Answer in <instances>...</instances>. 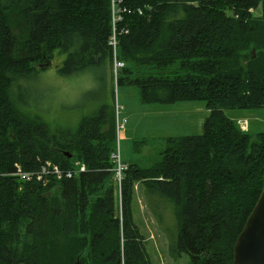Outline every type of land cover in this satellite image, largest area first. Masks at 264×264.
Masks as SVG:
<instances>
[{"label": "trees", "instance_id": "trees-1", "mask_svg": "<svg viewBox=\"0 0 264 264\" xmlns=\"http://www.w3.org/2000/svg\"><path fill=\"white\" fill-rule=\"evenodd\" d=\"M115 1L123 11L113 22L111 0H0V264H73L80 253L83 264H152L133 219L136 184L172 260L233 264L262 190L264 131L251 137L225 111L264 107V0ZM251 46L253 58L243 53ZM54 53L64 55L63 76L104 82L115 67L116 87H136L144 103L201 101L208 110L200 133L167 137L150 166L123 160L121 221L108 157L113 89L111 103L75 131L51 130L11 90ZM68 153L86 167L72 178L43 186L5 174L15 163L36 170L45 161L69 170ZM76 233L83 238L68 239Z\"/></svg>", "mask_w": 264, "mask_h": 264}, {"label": "rangeland", "instance_id": "rangeland-1", "mask_svg": "<svg viewBox=\"0 0 264 264\" xmlns=\"http://www.w3.org/2000/svg\"><path fill=\"white\" fill-rule=\"evenodd\" d=\"M120 3V2H119ZM115 0H111L112 20L119 19L122 12ZM253 16L260 15V7L251 11ZM112 46L115 51L116 41L112 36ZM251 46L243 51L253 58L256 48ZM254 49V50H253ZM258 52L261 49H257ZM253 55V56H252ZM64 55L54 53L52 66L45 67L37 76L29 79H21L11 90L19 94L20 105L26 108L31 114L40 116L50 127L67 128L75 131L83 117L92 115L99 111L102 104L111 103V89L114 94V140L110 142L109 161L113 164L114 186L116 190L117 216L121 221V178L117 177L115 162L112 160L113 154L120 145L122 160H130L137 164L148 167L159 159L158 151L165 145V139L170 136H182L198 134L204 118L208 115L205 104L198 102H177L172 104L144 103L139 98V91L133 86L116 87L117 80L115 70L112 77L108 73L104 82L99 81L90 74H78L74 76H63L59 73ZM249 59V57H248ZM247 59V60H248ZM246 61H241V64ZM122 66V63L117 64ZM172 68V67H171ZM133 70V69H132ZM153 74H158L153 71ZM132 71L128 76L134 75ZM166 74V71L163 72ZM170 73H167V75ZM137 75V74H135ZM109 79V80H108ZM112 83V85L110 84ZM128 84V81H125ZM117 88V89H116ZM17 96V95H16ZM226 115L236 123L243 131L249 133L251 137L264 131V107L258 109H232L226 110ZM117 114H120L117 116ZM101 129L104 125L100 126ZM106 129V128H104ZM72 156L75 152H71ZM71 154L68 157H70ZM71 156V157H72ZM70 157V158H71ZM69 170H61V176H54L49 182H41L47 186L51 180L66 178L65 173L72 171L75 176L86 170L84 163L79 162L76 157L71 158ZM81 168L84 170L81 171ZM134 191V201L132 202L133 219L140 229L141 236L147 244L150 260L152 264H190L188 256L183 255L177 260H172L167 253L168 238L165 231L158 226L151 216V212L145 202L139 185L136 184ZM57 192L54 191L53 195ZM97 196V195H95ZM95 197H92L94 199ZM175 223L170 211L165 216V226L172 227ZM81 229H79V232ZM119 236L121 242L122 229L119 223L118 232H113ZM75 237L83 238V235L76 233L68 239ZM86 253H80L73 264H83Z\"/></svg>", "mask_w": 264, "mask_h": 264}, {"label": "water", "instance_id": "water-1", "mask_svg": "<svg viewBox=\"0 0 264 264\" xmlns=\"http://www.w3.org/2000/svg\"><path fill=\"white\" fill-rule=\"evenodd\" d=\"M49 65L47 61L39 67ZM250 212L233 247V264H264V174L262 190Z\"/></svg>", "mask_w": 264, "mask_h": 264}, {"label": "built area", "instance_id": "built-area-1", "mask_svg": "<svg viewBox=\"0 0 264 264\" xmlns=\"http://www.w3.org/2000/svg\"><path fill=\"white\" fill-rule=\"evenodd\" d=\"M140 12V11H139ZM120 64V63H119ZM119 145L117 147L116 152L112 156V160L115 162V169L117 173V177L121 178V174H123L124 170H126L127 165L122 162L120 155ZM84 169L81 168V171ZM6 175L12 176L19 181L22 182H49L51 178L54 176L60 177L61 170L57 164H54L51 161H45L41 163L39 168L36 170H24L19 164H14V169L11 172H7ZM66 178H72L75 176V173L72 171H68L65 173Z\"/></svg>", "mask_w": 264, "mask_h": 264}, {"label": "bare ground", "instance_id": "bare-ground-1", "mask_svg": "<svg viewBox=\"0 0 264 264\" xmlns=\"http://www.w3.org/2000/svg\"><path fill=\"white\" fill-rule=\"evenodd\" d=\"M52 63V61H50ZM84 172V171H83Z\"/></svg>", "mask_w": 264, "mask_h": 264}, {"label": "flooded vegetation", "instance_id": "flooded-vegetation-1", "mask_svg": "<svg viewBox=\"0 0 264 264\" xmlns=\"http://www.w3.org/2000/svg\"><path fill=\"white\" fill-rule=\"evenodd\" d=\"M51 66H52V64H51Z\"/></svg>", "mask_w": 264, "mask_h": 264}]
</instances>
